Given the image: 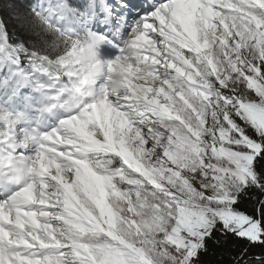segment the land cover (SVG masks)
<instances>
[{
    "label": "snow or ice",
    "instance_id": "snow-or-ice-1",
    "mask_svg": "<svg viewBox=\"0 0 264 264\" xmlns=\"http://www.w3.org/2000/svg\"><path fill=\"white\" fill-rule=\"evenodd\" d=\"M0 264H264V0H0Z\"/></svg>",
    "mask_w": 264,
    "mask_h": 264
}]
</instances>
